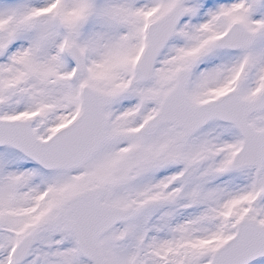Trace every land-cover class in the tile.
<instances>
[{
	"label": "snow or ice",
	"instance_id": "snow-or-ice-1",
	"mask_svg": "<svg viewBox=\"0 0 264 264\" xmlns=\"http://www.w3.org/2000/svg\"><path fill=\"white\" fill-rule=\"evenodd\" d=\"M0 264H264V0H0Z\"/></svg>",
	"mask_w": 264,
	"mask_h": 264
}]
</instances>
